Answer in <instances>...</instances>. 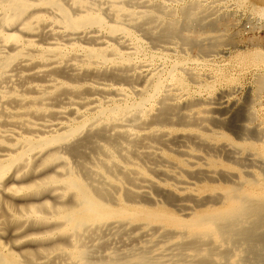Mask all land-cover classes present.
I'll return each mask as SVG.
<instances>
[{"label": "bare ground", "instance_id": "obj_1", "mask_svg": "<svg viewBox=\"0 0 264 264\" xmlns=\"http://www.w3.org/2000/svg\"><path fill=\"white\" fill-rule=\"evenodd\" d=\"M167 2L0 0V209L24 213L13 234L32 242L0 248V264H264V179L221 167L218 150L235 144L175 103L181 64L154 67L161 39L213 47L183 34L192 6L155 32ZM175 123L202 129L172 137ZM175 143L194 148L163 158Z\"/></svg>", "mask_w": 264, "mask_h": 264}, {"label": "rangeland", "instance_id": "obj_2", "mask_svg": "<svg viewBox=\"0 0 264 264\" xmlns=\"http://www.w3.org/2000/svg\"><path fill=\"white\" fill-rule=\"evenodd\" d=\"M160 1L161 0H157L158 3ZM165 1L166 2L168 1L167 3L169 4L167 8V14H164L162 16L160 15L161 17H159V19L158 18L156 19V21L158 20L159 21L158 22L155 21L156 24L154 23L155 32L157 31L158 33L160 31V28L165 23H174L178 25L184 24V21L186 19L183 13V9L184 7L192 6L194 8V13L196 14L195 20L193 22L194 24L195 23L197 24V25L195 24V26L197 27L199 26V27L198 28L194 27V24L192 22L193 26H191V30L196 28V31L193 33L195 29L192 32L191 30H188V31L185 30L183 34L185 36H189V37L191 36V38H195L200 43H203L205 45H211L213 47L207 53L202 54L196 49H191L189 46H186L181 40V38L179 37H173V38L171 37V38H168L167 40L161 39L160 41L157 42V44L153 46L151 45L152 47H150L151 51L154 52L153 53L154 54V65H155L154 67L159 69L158 66H162L160 68L162 70V69H170L173 66V63L175 64L178 63L179 65L181 64L179 66L180 68L179 73H181L183 77L182 78L183 84H181V88H180V84H178L177 82H173L174 91L172 92V94H174L176 98L175 103H177L179 107L180 106L184 107L183 109H181L183 113L188 112L189 114L192 113V115L196 114L199 117L202 116L206 118H208L210 115H211L210 117L214 116L212 118L215 119V122H217L218 125L214 123L212 124L209 123L208 124L209 128L215 133H218V134L220 133L221 135H224L228 141L235 144L233 145L235 148L231 145L230 146L231 150L229 151L225 150L224 148L220 149L221 151L218 150L219 154H216L214 159L217 160L218 163L221 164V167L229 168L232 172H234L233 173L234 175L237 174L234 177L235 181L238 180L236 179L237 177L240 178V176H245L248 174H249L248 176L250 177L257 176L260 179L261 178L264 179V170H263L264 169V154H263V151H264V127H263L264 126V88L261 89L259 87L260 79L264 78V69H263L264 62L259 61L257 57L258 54H260L261 52L262 54H264V41H263L264 40L263 39L264 38L263 37L264 28L263 27L261 28V26H264L263 24L264 17H261V15H259L260 13L258 9L256 8V4L261 3V0H257V1L256 0H241V1L240 0H217V1L215 0H210V1L209 0H194V1L193 0H165ZM205 10H208V11L206 12ZM254 10L256 12H253ZM199 14H201L202 16H199ZM221 16H222V20L220 19ZM227 17L229 20L227 19ZM220 20H221V23H220ZM222 22L224 25L222 24ZM211 23H217L219 25L220 24L222 25H220L219 28L217 27L214 28L213 30L215 31H213L210 28H208L209 24ZM206 26H207V29H205ZM254 26L255 27L259 26L258 27L259 29L257 27L255 28ZM226 28L227 30H229L228 32H225L227 31ZM244 28L245 29L248 28V30L250 29V31H248L247 29L244 30ZM255 37L258 40L255 39ZM182 68H184L183 71L187 69L188 70L187 73L183 72L181 70ZM189 73L193 74V75L190 74L192 75L190 76L192 78L191 79L189 78L190 80L188 79ZM195 79H197L196 82H191L192 80H195ZM196 99L198 100L196 101ZM200 102H203V103H200ZM205 103H208V104H205ZM229 105H230V108H229ZM202 106L203 107L205 106V107L203 108ZM249 106L251 107L249 108ZM190 107H191V110H190ZM214 107L218 109L216 110ZM185 108L188 110H186ZM253 108L255 109V112L253 111L254 110ZM202 111H206V112L203 113ZM246 112L248 115L246 114ZM253 113H255V115ZM232 120H235V121L237 120V121L232 122ZM251 120L253 121L251 122ZM229 122H232V123L230 124ZM176 124L177 123H175L174 125H171V124L164 125V127L170 130L172 135L174 134L175 136L176 134H181V133L198 132L197 130L202 129L201 127L197 128L196 126L186 127L183 125L184 126L183 127L182 125L180 126V124H177L176 126ZM226 124L230 125V127L227 126ZM253 132L257 134V137H254V135H252ZM174 135L172 137H175ZM248 135H249V138L247 137ZM245 136L247 139L245 138ZM248 146L251 148L247 149L246 147ZM177 147H180V148H177ZM231 147L234 149H232ZM190 148L193 149L194 148L193 145H189V146L187 145V146L182 147L178 143H175V144H171V146L170 145L166 147L163 146L161 148L163 151L159 150V152L161 153L160 155H162L163 158L168 157L169 155L175 157L179 155L180 153L179 150L181 149L191 150ZM238 149H241V151ZM245 152L248 154H246ZM228 153L229 155H232V156H229ZM222 156H224V158ZM228 160L230 161L232 160L233 162L232 161L230 162ZM254 160L256 162L255 164L252 163L254 162ZM218 184L223 185L224 183L222 181H219ZM7 208L8 207L4 205L1 208L3 210L0 209V215H1L0 221L4 219V221L2 220L3 224L0 225V229L2 227V229L0 230V242H1L0 245L2 247L0 246V248L3 249L5 252L12 251L20 255L26 254V250L28 246L32 244V242H29V241L20 242L19 238H16L19 233L17 234V236L13 234V232L16 231L17 226L20 225V222H16L17 221L16 217L19 218L24 213L21 212L18 209V207L12 206L9 212L12 215L15 214L14 215L15 217L14 219H12L11 217L12 215L10 216L11 218L7 217L8 219H11L9 220L10 221L9 223L8 220L5 221L6 219L4 217L6 216L4 213L7 211ZM2 214L4 215L2 216ZM7 222L8 224H6ZM8 225L13 226V227H11L10 229V226ZM29 228L30 226L28 225V228L26 227L25 229L29 230ZM8 230L12 232H9ZM25 245H28V246H25Z\"/></svg>", "mask_w": 264, "mask_h": 264}]
</instances>
